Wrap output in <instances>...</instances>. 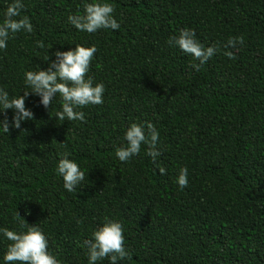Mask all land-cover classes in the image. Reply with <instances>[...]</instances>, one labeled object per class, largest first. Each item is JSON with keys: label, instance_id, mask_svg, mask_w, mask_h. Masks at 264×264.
<instances>
[{"label": "trees", "instance_id": "16d2710c", "mask_svg": "<svg viewBox=\"0 0 264 264\" xmlns=\"http://www.w3.org/2000/svg\"><path fill=\"white\" fill-rule=\"evenodd\" d=\"M111 2L120 28L88 33L67 21L82 0H24L33 32L0 50V87L18 94L25 70L47 67V51L95 44L87 75L104 83V102L84 106V121L61 122L58 95L49 110L26 99L33 119L0 132V227L19 230L17 210L44 228L62 264H88L83 241L105 217L122 222L132 252L120 264H264V0ZM5 6L0 0V19ZM184 27L218 46L198 68L166 42ZM241 35L243 44L225 49ZM137 120L158 128L164 174L143 146L127 162L115 157ZM63 152L87 173L75 192L55 171ZM181 166L189 172L183 189ZM9 242L0 235V260Z\"/></svg>", "mask_w": 264, "mask_h": 264}, {"label": "clouds", "instance_id": "9594fccd", "mask_svg": "<svg viewBox=\"0 0 264 264\" xmlns=\"http://www.w3.org/2000/svg\"><path fill=\"white\" fill-rule=\"evenodd\" d=\"M2 19H0V50L8 47L9 39L18 32H33V24L28 15H21L25 8L24 0H5ZM82 12L69 13L67 21L75 29L95 33L100 29L116 30L120 23L114 15V5L111 0H82ZM169 46L177 47L190 55L194 67L205 64L217 51L215 44L205 46L197 39L195 30L190 27L179 29L166 41ZM243 36H230L224 45L225 49L236 48L243 44ZM37 46L48 50L52 45H45L43 41H36ZM67 50L56 49L44 57L47 67L34 68L23 72L24 90L18 94L0 87V132L9 133L11 128H20L21 122L32 120L34 113L31 107L25 106L30 96L38 97L37 103L49 110V106L59 96V108L54 117L63 122L84 121V106L102 104L104 102L105 85L95 82L89 72L90 61L97 51L95 44L80 43ZM238 50V49H237ZM225 55L234 58V52L226 50ZM55 57V59H50ZM20 93H23L22 95ZM11 109V119L6 110ZM160 132L150 120L130 121L123 130L122 142L115 146L114 155L121 162H127L140 154L142 146L144 154L151 158L160 174L166 169L159 164L157 157L161 154L159 146ZM55 171L63 181V188L68 192H75L86 180L87 173L68 152L59 154ZM187 166L177 170L175 182L183 189L189 183ZM30 209L25 210V215ZM20 229L0 227V235L10 241L3 253L0 264H62V261L48 250V239L44 228L38 223L29 224L24 217L15 212ZM77 223H80L77 220ZM86 248L88 264H97L107 257L109 264H120L132 256L131 250L125 245L124 227L119 219L105 217L103 222L95 227L89 238L83 241Z\"/></svg>", "mask_w": 264, "mask_h": 264}]
</instances>
